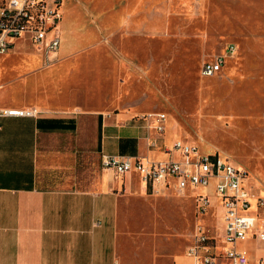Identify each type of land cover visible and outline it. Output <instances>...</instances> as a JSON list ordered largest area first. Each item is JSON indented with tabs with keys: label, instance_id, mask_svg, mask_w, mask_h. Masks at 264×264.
Returning <instances> with one entry per match:
<instances>
[{
	"label": "rangeland",
	"instance_id": "1",
	"mask_svg": "<svg viewBox=\"0 0 264 264\" xmlns=\"http://www.w3.org/2000/svg\"><path fill=\"white\" fill-rule=\"evenodd\" d=\"M60 10L58 55L16 39L0 57L6 76L31 70L32 81L62 64L56 85L70 86L83 107L163 111L166 131L244 168L264 194V0H61ZM227 44L220 69L200 74ZM192 195L170 185L132 201L133 220L147 208V258L183 249L196 220L221 232L220 210L195 215Z\"/></svg>",
	"mask_w": 264,
	"mask_h": 264
},
{
	"label": "crops",
	"instance_id": "2",
	"mask_svg": "<svg viewBox=\"0 0 264 264\" xmlns=\"http://www.w3.org/2000/svg\"><path fill=\"white\" fill-rule=\"evenodd\" d=\"M62 66L47 65L30 81L31 70L9 77L0 65V110L38 109L35 116L0 114V264H159L158 254L164 264H191L189 243L147 258V208L133 220L131 204L147 201L149 188L133 169L118 177L100 165L102 153L177 157L161 147L178 137L165 123L148 147L151 131L138 116L144 111L83 107L70 86L56 85Z\"/></svg>",
	"mask_w": 264,
	"mask_h": 264
},
{
	"label": "built area",
	"instance_id": "3",
	"mask_svg": "<svg viewBox=\"0 0 264 264\" xmlns=\"http://www.w3.org/2000/svg\"><path fill=\"white\" fill-rule=\"evenodd\" d=\"M60 1L0 0V53L22 36L45 58H54L59 44ZM232 51L233 46L227 44L221 53L202 61L200 74H214ZM37 112L23 107L0 110L6 115L35 116ZM138 116L151 131L145 134L147 146H156L165 129V112L149 110ZM161 148L178 156L158 159L102 153L100 165L118 177L133 169L155 194L165 193L170 185L190 190L195 215L209 208L220 210L219 234L209 233L199 220L193 224L191 241L185 248L191 264H264V194L252 190L246 170L216 151L202 153L195 144L179 138Z\"/></svg>",
	"mask_w": 264,
	"mask_h": 264
}]
</instances>
